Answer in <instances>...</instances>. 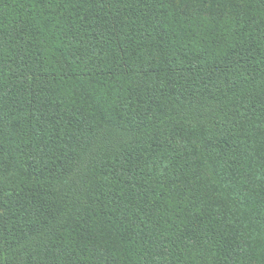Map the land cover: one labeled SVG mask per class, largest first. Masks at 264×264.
Segmentation results:
<instances>
[{
	"label": "trees",
	"instance_id": "1",
	"mask_svg": "<svg viewBox=\"0 0 264 264\" xmlns=\"http://www.w3.org/2000/svg\"><path fill=\"white\" fill-rule=\"evenodd\" d=\"M0 264H264V0H0Z\"/></svg>",
	"mask_w": 264,
	"mask_h": 264
}]
</instances>
